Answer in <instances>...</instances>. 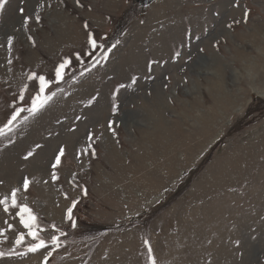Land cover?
Listing matches in <instances>:
<instances>
[{
	"label": "rangeland",
	"instance_id": "374dc122",
	"mask_svg": "<svg viewBox=\"0 0 264 264\" xmlns=\"http://www.w3.org/2000/svg\"><path fill=\"white\" fill-rule=\"evenodd\" d=\"M0 45V128L38 90L29 73L54 81L72 60L49 104L0 136V198L21 188L41 235L66 234L48 264H151L149 245L156 264H264V0H7ZM16 211L0 206V264H43L50 247L17 254L31 238L15 245Z\"/></svg>",
	"mask_w": 264,
	"mask_h": 264
},
{
	"label": "snow or ice",
	"instance_id": "6c2138e0",
	"mask_svg": "<svg viewBox=\"0 0 264 264\" xmlns=\"http://www.w3.org/2000/svg\"><path fill=\"white\" fill-rule=\"evenodd\" d=\"M76 2L79 4V0H76ZM7 3V0H0V9H3L5 7V4ZM21 12H23V9H21ZM249 13L245 11L244 13V20L245 22L247 21ZM30 17H25L23 21V26L25 28L28 27ZM35 20L37 23L40 21V16L37 14L35 16ZM236 23H239V21H236ZM88 25L85 24V28H87ZM228 27H232L231 24L228 25ZM28 39L32 41L33 45L35 44V41L33 40L32 36H28ZM88 45L90 46L91 49L95 50L97 48L104 49L103 44H97L96 39L93 37L91 33L88 35V40H87ZM118 43V41H117ZM13 44L14 40L12 36H9L7 38V52L9 57H11L12 51H13ZM116 44L112 45V48H114ZM0 47H3V45H0ZM112 48H108L107 51H103L102 55L100 56L99 59L96 58V56L93 54V52H88L87 55L92 57V60L94 61L90 67H86V71H90V68L96 67V65L100 64L102 60L106 61L108 57V53L112 51ZM179 55V53H177ZM82 54L81 53H76L75 54V59L78 62L82 63L81 59ZM8 64L12 63L11 59H8ZM155 63V62H153ZM72 64V60L68 57H65L61 60V62L56 65L54 69V81L52 79L47 78L45 75L38 74L36 72H31L27 75V80L28 81H34L38 85V90L36 91L35 95H33L30 99V105L26 107H15L11 118L7 121V124L4 125L3 128H0V136L5 135V129H7L9 132L12 131V126L15 121H17V118L21 115V113L26 112L28 116L24 117V119H28V117H35L37 114H39L46 105L49 104V102L56 96V91H51L49 92L50 85H52L54 82L59 83L64 80L65 75L67 74L66 69L69 68V66ZM149 70H151V65H149ZM84 73L82 72L81 75ZM137 78L134 76L131 79V84H136ZM29 85L25 84L23 88L20 91L19 94V99L21 101H24L25 99V91L28 89ZM126 85L121 84L119 88H125ZM59 90V89H58ZM96 100V97H92L88 101V105H92L94 101ZM117 109L114 106L113 107V112H115ZM81 117L77 116L76 120H80ZM113 123L110 121L108 123V129L112 131V134L115 136L116 132L115 129L113 128ZM74 130V129H73ZM88 141H93V135L91 132L88 133L87 136ZM42 146L40 144L35 145V149H39ZM30 150L27 152L25 155L24 159L27 160L29 157H32L34 155V151ZM91 150V155L95 157L96 151L92 147V143H89L84 149H83V154H87ZM81 153L77 154V158H79V155ZM65 155V149L64 147H60L58 149V154L55 155L54 157V163H52L51 168V179L53 182H55L58 179L57 171L56 169L58 166L61 164V158ZM33 180H30L29 177L25 176L23 178V183H22V189L23 191L27 192L30 185L33 183ZM2 183V182H0ZM21 192V188H13L11 190L10 196L9 195H4L2 198H0V206L3 207V211L5 213L10 212V209H17L15 212V216L19 217V223L23 226L24 229H26L25 232H20L16 238H15V245L16 246H21L24 245L25 243V238L30 237L31 240L28 242L27 247H26V252L25 253H17L20 255H24L26 253H36L41 249H49L47 253L43 257V264H48V259L49 257L53 254L56 249H58L61 246V240L60 237L66 235L62 230H60L55 224L51 225V228L55 230L56 232L59 233V235H52L49 240H46L41 233L45 231L44 228L40 227L39 223V218L38 216L33 212V210L28 206L27 203L21 202L20 199L18 198V193ZM65 198H67V194H65ZM77 204V201L73 200L72 205L67 208L66 210V219L71 222V227L76 228L77 223L75 219H73V209L75 208ZM7 223V222H6ZM13 226L11 224L8 225V228L11 229ZM4 230L0 229V236H4ZM146 244H148V241H145ZM148 253H149V260L151 261V264H156L155 258L152 256V248L149 245L148 247ZM8 254H12L10 251ZM6 255V253L0 252V257Z\"/></svg>",
	"mask_w": 264,
	"mask_h": 264
},
{
	"label": "bare ground",
	"instance_id": "6f19581e",
	"mask_svg": "<svg viewBox=\"0 0 264 264\" xmlns=\"http://www.w3.org/2000/svg\"><path fill=\"white\" fill-rule=\"evenodd\" d=\"M49 210L54 211V210H52V209H49ZM53 213H55V212H53Z\"/></svg>",
	"mask_w": 264,
	"mask_h": 264
}]
</instances>
